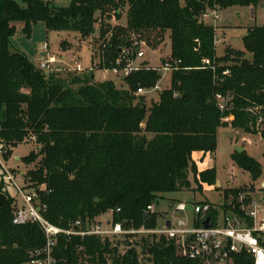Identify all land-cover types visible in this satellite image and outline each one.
<instances>
[{
  "label": "trees",
  "instance_id": "obj_1",
  "mask_svg": "<svg viewBox=\"0 0 264 264\" xmlns=\"http://www.w3.org/2000/svg\"><path fill=\"white\" fill-rule=\"evenodd\" d=\"M260 1L70 0L57 6L54 0H0V143L15 147L33 136L38 152L31 150L22 161L41 155L25 177L42 216L61 228L77 219L85 227L106 215L113 223L155 228L160 216L156 206L164 194L215 184L214 170L198 171L192 154L214 151L224 117L231 115L233 127L250 131L255 117L249 108L264 114V26L247 29L244 51L219 56L216 27L203 15ZM123 14L125 23H116ZM37 22L91 40L97 28L91 58L97 57L99 69L114 66L124 50L134 53L140 42L152 50L169 42L170 54L160 61L180 62L169 72V86L148 104V90L161 76L147 61L129 75L117 76L125 87L111 78L94 80L93 71L91 77L82 71L65 76L45 71L12 50L16 25L29 35ZM138 88L148 92L136 94ZM216 94L229 97L227 109H219ZM233 159L252 181L264 182V165L244 150L234 151ZM4 182L0 180V192L7 197L0 205V264H28L45 236L37 222L12 223L17 205ZM243 191L250 189H225L222 209L237 210ZM150 204L154 210L146 212ZM54 257L55 264H200L180 256L171 240L156 234L131 242L116 235L62 233ZM234 264L252 262L242 251L234 255Z\"/></svg>",
  "mask_w": 264,
  "mask_h": 264
},
{
  "label": "rangeland",
  "instance_id": "obj_2",
  "mask_svg": "<svg viewBox=\"0 0 264 264\" xmlns=\"http://www.w3.org/2000/svg\"><path fill=\"white\" fill-rule=\"evenodd\" d=\"M21 1V0H17ZM183 1V0H181ZM57 6H67L70 0H54ZM211 20L216 27L215 37L216 45L215 52L222 56L229 50L244 51L243 36L247 29L253 26H264V0L257 5H230L219 8L217 10V18L213 20L212 15L207 18ZM116 23H125V14L117 20ZM20 24L16 25V32L11 39V49L24 53L30 61L38 67L41 58V52L46 51L48 55L56 57V61L50 65L49 71L59 72L65 76L68 72H78L76 66L81 65L82 72L93 71L94 80H101L102 75H107L108 78L116 82L126 84L111 72H105L97 67V57L91 58V49L95 50L97 41L98 29L94 32V37L85 38L77 35L68 34L65 31H54L46 29L43 22H37L32 25L29 35H26L20 28ZM46 45V49L42 48ZM95 53V51H94ZM170 54L169 42H166L160 50H152L144 48V55L137 61L141 64L147 61V65L158 66L160 59ZM45 71H48L47 69ZM107 78V79H108ZM170 75H166L158 82L159 90L169 86ZM158 90H153L147 96L146 101L149 104L150 100L157 96ZM233 117L225 121L224 125H220L216 131V146L214 151L206 153H194L192 159L195 162L198 171L210 168L214 170V176L219 186L213 183L203 182L201 189L198 190H182L164 194L156 206L157 212L160 213L158 223L161 225L164 219H183L186 225L183 228H188L192 224V204L197 201H206L217 207H221L225 203V189L245 187L246 190L254 192V198L258 197L260 190V182L262 178L252 181L249 173L237 166L233 159L234 147H242L244 152L264 165V139L259 133V127L253 126L250 131H245L241 128L231 125ZM31 150L38 152L37 145L34 142L33 136L22 141L15 147L4 146L0 153V173L3 172L1 163H4L15 177L16 184L19 188H27L28 182L25 173L39 165L41 155L30 163H25L22 158L25 157ZM5 156V159L3 158ZM195 185L194 183H192ZM5 192L14 198L16 205L21 203V195L13 182H4ZM30 190V189H29ZM183 201L187 205L184 213H179L174 210V206ZM104 217V216H103ZM109 217V216H108ZM98 219V218H97Z\"/></svg>",
  "mask_w": 264,
  "mask_h": 264
},
{
  "label": "built area",
  "instance_id": "obj_3",
  "mask_svg": "<svg viewBox=\"0 0 264 264\" xmlns=\"http://www.w3.org/2000/svg\"><path fill=\"white\" fill-rule=\"evenodd\" d=\"M212 15L213 20L217 18V10H212L203 15L206 19ZM214 23L213 21H211ZM46 49V45H42ZM144 48H148L145 43L140 42L134 53L122 51L116 59L114 66L110 68H101L105 72H111L116 76L125 77L140 69L142 66L137 61L144 55ZM56 61L53 55H46L39 62L38 67L49 70L50 65ZM179 60L160 61L158 66L146 65L160 72V79L166 73L175 69ZM206 65L210 62L208 59L203 61ZM81 71V65L76 66ZM214 69V66L212 67ZM228 73L224 70L222 74ZM107 75H102L101 80L107 79ZM159 90L158 83L148 91ZM145 89L138 88L136 94L148 92ZM218 107L221 111L227 109L229 97L216 94ZM249 112L255 117L254 125L259 127V133L262 137L264 131V114L256 107H250ZM232 116H226L223 120L228 121ZM4 145L0 143V153ZM3 172L0 173V180L10 181L15 184L20 195L21 203L17 205L14 212L12 223L24 224L27 222H37L45 236L44 246L36 252V255L29 260L28 264H55L54 247L57 243L58 235H116L118 237H127L129 241H135L144 234L163 235L171 240L176 248L177 253L187 259L199 261L200 264H234V255L245 251L252 264H264V182H260V190L257 192L258 197L254 198L253 191H243L237 198L238 209L224 211L222 207H217L206 201H197L192 204V224L188 228H183L186 222L183 219H164L155 228H145L144 226L134 227L133 225L122 224L121 222H112L108 217L107 220H101V217L89 221L82 227L81 220L77 219L72 222L68 228H61L50 223L41 214V208L37 199L35 190L19 188L16 184L15 177L11 170L1 163ZM248 195L251 196L250 201ZM187 205L179 201L174 210L184 213ZM152 204L146 207V212L153 211ZM209 216L208 226H203V220ZM166 220L169 224L165 226Z\"/></svg>",
  "mask_w": 264,
  "mask_h": 264
},
{
  "label": "water",
  "instance_id": "obj_4",
  "mask_svg": "<svg viewBox=\"0 0 264 264\" xmlns=\"http://www.w3.org/2000/svg\"><path fill=\"white\" fill-rule=\"evenodd\" d=\"M118 51H121V49L118 48ZM46 55H47V52H46V51H42V52H41V58H44ZM91 75H92V70H89V71L87 72V77H91ZM234 149H235V151H237V152H242V151L244 150L242 147H234ZM216 185L219 186V183L216 182ZM6 199H7L6 195H5L4 193L0 192V205H1L3 202H5ZM250 199H251V196L248 195V200L250 201ZM209 219H210V217L207 216V217L203 220V223H202V224H203L204 227H207V226H208V221H209ZM168 224H169V221L166 220V222H165V226H167Z\"/></svg>",
  "mask_w": 264,
  "mask_h": 264
},
{
  "label": "crops",
  "instance_id": "obj_5",
  "mask_svg": "<svg viewBox=\"0 0 264 264\" xmlns=\"http://www.w3.org/2000/svg\"><path fill=\"white\" fill-rule=\"evenodd\" d=\"M194 153H196V152H193V154H194ZM197 153L201 154V152H198V151H197ZM107 219H108V216H107V215L104 216V217H101V220H103V221H105V220H107Z\"/></svg>",
  "mask_w": 264,
  "mask_h": 264
}]
</instances>
